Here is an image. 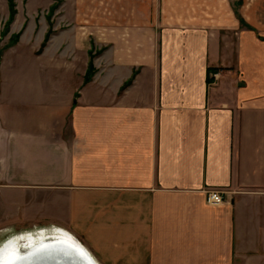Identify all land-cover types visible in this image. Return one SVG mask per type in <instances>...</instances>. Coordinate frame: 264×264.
Here are the masks:
<instances>
[{
    "label": "crops",
    "instance_id": "obj_1",
    "mask_svg": "<svg viewBox=\"0 0 264 264\" xmlns=\"http://www.w3.org/2000/svg\"><path fill=\"white\" fill-rule=\"evenodd\" d=\"M79 8L7 50L0 231L67 229L98 264H264V0Z\"/></svg>",
    "mask_w": 264,
    "mask_h": 264
},
{
    "label": "rangeland",
    "instance_id": "obj_2",
    "mask_svg": "<svg viewBox=\"0 0 264 264\" xmlns=\"http://www.w3.org/2000/svg\"><path fill=\"white\" fill-rule=\"evenodd\" d=\"M50 1L51 0H15L16 9H17V14L14 19V21H16L17 23L15 30H20V28H22V26L26 24L33 25V27H31L29 31V34L30 36H32L33 33L34 34L38 33L37 37L35 38V41H37L39 36L43 35V30L41 29H42L43 20H45V18L46 21L47 20L50 21L48 24L53 23V25H54V20L56 21L57 19L63 22L64 27L66 28L70 26L73 27L75 22L74 19L75 14H77L78 17L79 16L81 17L80 18L81 23L84 22L82 20V15L86 14V12L84 11V9L79 8V4L83 5L84 3L89 2V0H80V2L79 0H59L60 1L58 6L59 9L56 8V10L52 13V15L50 13V6L54 4L57 0H54L53 3H51V5L49 6ZM73 8H75L76 10H73ZM9 14L10 11H9L8 0H0V59H1V55L5 54L8 48L16 44L13 43L12 37L15 34L19 33V32L11 33L12 24L10 25L9 29L6 30ZM23 30L24 28H22L20 32H22ZM6 53L7 55L4 57V63L1 69L0 85H2L3 89L9 90L16 79L13 78V73L15 72V70L19 68V66L23 64H21L22 57L19 55H15V52L11 53V51H7ZM21 53L23 55V52ZM41 75L42 72L40 73V76ZM23 77H25V75H23ZM34 231L37 232L38 229H34ZM26 232L22 231V233L20 234H24ZM12 235L13 233L10 234L5 231L3 232L0 231V246L3 243V241L8 238V236H12ZM29 249L30 248L28 247H23L22 251L26 252Z\"/></svg>",
    "mask_w": 264,
    "mask_h": 264
},
{
    "label": "bare ground",
    "instance_id": "obj_3",
    "mask_svg": "<svg viewBox=\"0 0 264 264\" xmlns=\"http://www.w3.org/2000/svg\"><path fill=\"white\" fill-rule=\"evenodd\" d=\"M51 228L8 236L0 246V264H98L67 229Z\"/></svg>",
    "mask_w": 264,
    "mask_h": 264
},
{
    "label": "trees",
    "instance_id": "obj_4",
    "mask_svg": "<svg viewBox=\"0 0 264 264\" xmlns=\"http://www.w3.org/2000/svg\"><path fill=\"white\" fill-rule=\"evenodd\" d=\"M59 3L60 1L57 0L54 4H52L50 6V13L52 15V13L56 10V8H58L59 6ZM8 5H9V11H10V14H9V18H8V21H7V25H6V30L9 29L10 25L12 24V22L14 21L15 19V16L17 14V9H16V2L15 0H8ZM52 25V24H51ZM51 33H53V30H52V26H50V29L48 30L46 36H45V39L41 45V47L43 48L48 40H49V37L51 35ZM20 35H21V32L15 34L13 37H12V41L13 43H17L19 38H20ZM91 55V60H90V63H89V67H88V70H87V73H86V76H85V82H88L91 80L93 74H94V71H95V67H94V64H93V57H94V54L93 52L91 51L90 53ZM217 68H210V71L212 72L213 70H216Z\"/></svg>",
    "mask_w": 264,
    "mask_h": 264
},
{
    "label": "built area",
    "instance_id": "obj_5",
    "mask_svg": "<svg viewBox=\"0 0 264 264\" xmlns=\"http://www.w3.org/2000/svg\"><path fill=\"white\" fill-rule=\"evenodd\" d=\"M208 202L212 205H220L225 202V198L222 191H211L208 194Z\"/></svg>",
    "mask_w": 264,
    "mask_h": 264
}]
</instances>
